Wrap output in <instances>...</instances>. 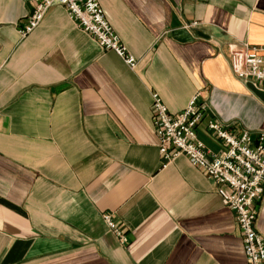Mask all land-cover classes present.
I'll return each mask as SVG.
<instances>
[{"label": "crops", "instance_id": "1", "mask_svg": "<svg viewBox=\"0 0 264 264\" xmlns=\"http://www.w3.org/2000/svg\"><path fill=\"white\" fill-rule=\"evenodd\" d=\"M100 3L133 66L62 4L22 34L34 1L0 0V264H247L212 178L160 156L152 94L176 112L198 92L215 152L211 118L264 131V81L229 65L231 44L264 43V0ZM255 229L264 238V193Z\"/></svg>", "mask_w": 264, "mask_h": 264}, {"label": "built area", "instance_id": "2", "mask_svg": "<svg viewBox=\"0 0 264 264\" xmlns=\"http://www.w3.org/2000/svg\"><path fill=\"white\" fill-rule=\"evenodd\" d=\"M33 1L34 8L20 29L22 34L31 31L51 5L59 3L102 47L113 49L130 66L135 64V57L119 41L106 18L100 0ZM229 65L233 75L242 83L261 88L264 81V43L231 44ZM208 107L209 103L199 100L196 92L183 109L171 112L157 93L152 94V124L160 156L169 161L183 153L190 164L212 178L222 203L235 215L247 264H264V238L255 229L257 203L264 193V131H259L254 137L247 129L236 132L228 124L211 118L207 127L224 146L220 152L212 151L198 137L196 130ZM104 219L120 234L110 215L105 214Z\"/></svg>", "mask_w": 264, "mask_h": 264}]
</instances>
